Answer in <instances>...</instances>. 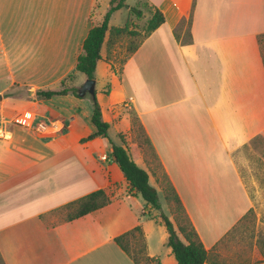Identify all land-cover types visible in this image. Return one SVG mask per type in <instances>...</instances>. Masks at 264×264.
I'll use <instances>...</instances> for the list:
<instances>
[{
    "label": "crops",
    "instance_id": "obj_1",
    "mask_svg": "<svg viewBox=\"0 0 264 264\" xmlns=\"http://www.w3.org/2000/svg\"><path fill=\"white\" fill-rule=\"evenodd\" d=\"M141 1L159 10L164 23L116 67L111 57L120 37L111 40V31L131 20L128 8ZM109 4L0 0V264H134L114 238L137 227L149 257L176 264L158 211L136 202L109 157L111 144L125 148L151 179L127 143L131 115L208 259L254 207L238 162L245 146L264 140V65L257 41L264 34V0H125L128 8L109 18L94 73L107 138L82 142L95 131L93 98L89 104L68 93L40 100L36 92L82 86L86 78L75 70L77 57ZM192 4L191 42L182 44L173 30ZM19 89L25 96L15 94ZM256 188L261 197L262 187ZM97 190L107 193L108 205L66 219L64 206ZM202 232L219 235L207 244Z\"/></svg>",
    "mask_w": 264,
    "mask_h": 264
},
{
    "label": "trees",
    "instance_id": "obj_2",
    "mask_svg": "<svg viewBox=\"0 0 264 264\" xmlns=\"http://www.w3.org/2000/svg\"><path fill=\"white\" fill-rule=\"evenodd\" d=\"M144 4L147 5L146 2ZM121 8H128L125 5V0H110V6L103 17V21L101 22V24L96 25L89 30L83 42L81 53L77 57L75 70L78 73L83 74L87 80H95V67L97 62L101 59L100 50L104 42L106 31L108 29L109 18L113 12ZM148 8L150 10V17L147 20L145 29L141 34L140 39H137V37H139V34L137 32L129 30L127 24H125V26L122 28H116L111 31V40L112 38L117 37L128 38L129 45L126 48L127 56L132 54L143 40H145L152 32H154L164 23V16L159 10H157L153 6H148ZM192 8L193 4L189 15L183 18L179 22L177 27L173 30L175 39L177 41L181 40L182 44L191 42V35L189 31L192 21ZM128 9L129 12L136 17L142 16V11L137 7H130ZM263 39L264 34L258 35L257 41L264 65V55L261 48ZM106 59L109 60L108 55ZM70 77L71 76H69V78ZM62 83L64 85V82ZM68 93H71L77 98L80 97L77 88L63 87L58 91H37L36 99L47 100L53 96H64ZM92 98L93 111L90 121L94 126L95 131L87 138L83 139L82 142L92 140L95 137L99 136L107 138L109 125L102 120L100 107L96 102L95 97L92 96ZM132 127H137L140 133L144 135L149 149L156 158V155L152 150V147L143 131V128L136 118L135 121H132ZM109 157L119 166L126 182L128 183L129 189L135 194H139L142 197L146 205L145 209L148 208L150 210L154 209L159 211V222L165 227L167 231V246L171 249V252L176 260V264H206L208 261V252L204 248V245L201 242L196 230L194 229L189 217L187 216L185 209L177 193L175 192V189L163 172V169L159 164L157 158L156 160L158 162L159 168L162 170V176L166 183V187H163L161 189L164 194V198L166 201H169L171 199L175 204L177 212L179 213V216L175 219L177 227L176 229L174 228L171 220L162 212L157 191L154 187L149 185L148 173L136 165V163L130 158L126 149L121 146L111 144ZM110 201L111 200L109 196L104 190H97L72 203L67 204L63 207V211L66 212V219L72 220L103 208L108 205ZM136 235L139 237V246L133 253L131 251V244L134 242L136 243ZM114 242L132 260L134 264H160L156 258H151L147 255L146 244L140 227L134 228L131 231L117 236L116 238H114Z\"/></svg>",
    "mask_w": 264,
    "mask_h": 264
},
{
    "label": "rangeland",
    "instance_id": "obj_3",
    "mask_svg": "<svg viewBox=\"0 0 264 264\" xmlns=\"http://www.w3.org/2000/svg\"><path fill=\"white\" fill-rule=\"evenodd\" d=\"M144 3L145 1H141L140 4L137 5V8L141 9L142 12L145 13V16L136 17L133 15L131 20L127 22L128 29L139 34L137 39H140L147 23L146 16L150 14L148 5ZM128 45V38L121 37L118 39L115 47L116 53L111 57L116 67H119L125 60L127 56L126 48ZM261 48L264 55V39ZM99 75H101V73ZM70 81L71 79L67 80L65 86L68 85ZM100 85L101 81L97 84L96 89H98ZM15 94L25 96L24 91L21 89L16 90ZM84 97L90 104L92 96L86 93ZM130 118L131 134L128 136L127 143L130 144L133 155L136 157L139 155L140 158L143 159L151 174L149 185L154 187L153 180L157 184L159 190L157 195L161 204V210L171 220L176 229L175 219L179 216V213L173 201L171 199L166 201L164 198L161 189L166 187V183L162 176V170L159 168L156 158L149 149L144 135L140 133L137 127H132V121H135V117L131 115ZM112 134L113 132L111 131L110 135ZM121 140L123 141V138ZM240 154L243 155L244 161L238 162L239 171L245 187L253 200L254 207L210 252V257L206 264H264V140L262 138H258L255 141L253 140V142H250L249 145L245 146L240 151ZM259 185L263 189L261 197L256 188V186L259 187ZM127 192L133 193L130 189H128ZM135 199L138 204L145 205L144 200L139 194H137ZM147 209L148 208H146V210ZM158 214L156 217H158ZM201 235L204 242L208 244L219 234L202 232ZM138 244L139 237L137 236L136 243L134 242L131 244V251L133 253L138 248Z\"/></svg>",
    "mask_w": 264,
    "mask_h": 264
},
{
    "label": "water",
    "instance_id": "obj_4",
    "mask_svg": "<svg viewBox=\"0 0 264 264\" xmlns=\"http://www.w3.org/2000/svg\"><path fill=\"white\" fill-rule=\"evenodd\" d=\"M95 81L94 80H85L80 88H78V94L80 96H85L86 93H89L91 96H94L95 91ZM1 100V95H0Z\"/></svg>",
    "mask_w": 264,
    "mask_h": 264
},
{
    "label": "built area",
    "instance_id": "obj_5",
    "mask_svg": "<svg viewBox=\"0 0 264 264\" xmlns=\"http://www.w3.org/2000/svg\"><path fill=\"white\" fill-rule=\"evenodd\" d=\"M102 159H105V157H102Z\"/></svg>",
    "mask_w": 264,
    "mask_h": 264
}]
</instances>
